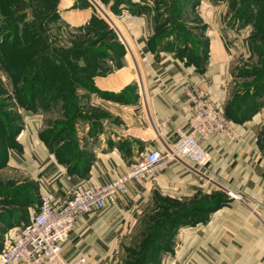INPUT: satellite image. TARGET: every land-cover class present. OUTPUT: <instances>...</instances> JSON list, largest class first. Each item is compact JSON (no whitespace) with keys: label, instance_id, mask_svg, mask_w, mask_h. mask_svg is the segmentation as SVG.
I'll return each mask as SVG.
<instances>
[{"label":"rangeland","instance_id":"obj_1","mask_svg":"<svg viewBox=\"0 0 264 264\" xmlns=\"http://www.w3.org/2000/svg\"><path fill=\"white\" fill-rule=\"evenodd\" d=\"M140 25L147 26L142 37ZM210 43L229 80L223 103L209 97L240 123L257 116L264 149V0H0V253L41 201L27 141L37 136L61 158L77 146L87 157L103 122L114 120L101 99L136 104L142 63L149 59L163 73L171 61L164 54L203 72ZM98 85L122 90L109 96ZM216 196L213 204L222 203ZM149 221L121 264H161L154 250L170 246V230L148 247L167 222L160 215Z\"/></svg>","mask_w":264,"mask_h":264},{"label":"crops","instance_id":"obj_2","mask_svg":"<svg viewBox=\"0 0 264 264\" xmlns=\"http://www.w3.org/2000/svg\"><path fill=\"white\" fill-rule=\"evenodd\" d=\"M141 26L147 27L140 25V37ZM144 32L148 34V28ZM213 35L222 45L217 30ZM212 47L210 43L203 72L166 54L171 61H161V65L168 62L163 73L149 59L143 62L137 103L101 99L114 120L103 122L99 139L90 140V153L77 155L78 163L59 160L57 151H49L37 136L29 139L24 149L32 159L36 157L30 172L40 196L50 195L58 202L72 188L105 186L125 175L138 157L172 147L179 132L189 128V87L203 86L218 104L223 103L228 67L223 58H215ZM98 87L109 96L122 90ZM257 118L243 123L230 120L235 142L225 134L202 142L211 156V173L205 175L188 161H179L146 180L131 182L127 195L107 199L104 210L77 222L64 245L65 256L85 258L86 264H121L141 225H150V218L160 215L177 219L165 240L170 239V246L162 244V251L154 250L161 264H264V149ZM218 190H226L229 198L217 197ZM213 196L223 202L213 204ZM204 198L203 209L197 210ZM175 202L178 205L172 206Z\"/></svg>","mask_w":264,"mask_h":264},{"label":"built area","instance_id":"obj_3","mask_svg":"<svg viewBox=\"0 0 264 264\" xmlns=\"http://www.w3.org/2000/svg\"><path fill=\"white\" fill-rule=\"evenodd\" d=\"M186 95L192 109L189 128L179 132L172 147L142 156L125 175L105 186L72 188L58 202L50 195L42 196L30 223L20 226L12 242L1 251L0 264H86L85 258L68 259L64 245L77 222L94 211L104 210L107 199L127 195L131 182L146 180L160 168L179 161H188L205 175L211 173V156L202 142L223 134L232 142L237 138L225 112L207 92L194 86L186 90ZM206 178L212 181L211 177Z\"/></svg>","mask_w":264,"mask_h":264},{"label":"trees","instance_id":"obj_4","mask_svg":"<svg viewBox=\"0 0 264 264\" xmlns=\"http://www.w3.org/2000/svg\"><path fill=\"white\" fill-rule=\"evenodd\" d=\"M74 27H77V26H75V25H73ZM185 44H188V42H187V40L184 42ZM182 51L184 52V50L182 49ZM197 67L199 66V65H196ZM201 69V68H200ZM232 115V114H231ZM227 116V115H226ZM228 118V117H227ZM229 120H231V121H233V122H236V123H240V122H238V120H236V119H234V117H230V118H228ZM245 119H247V118H245ZM243 122H245V121H243ZM243 122H241V123H243ZM54 142H55V140H53ZM56 143V142H55ZM76 147V149L75 150H73V151H69V155H66V157L65 158H61L60 157V154H59V151L57 152V154H58V157H59V160H61V161H65V160H68V159H73V161L72 162H75V163H78L76 160H77V155H79V157H81V154H80V152H77V146H75ZM202 210L203 209V207L202 206H199V207H197V210ZM163 218L168 222V221H171L170 222V224H165L166 225V227H165V225H163V227H165V228H163L162 229V233H161V230H159V228H158V230L157 231H155L152 235H151V238L149 239V241H148V247H152V248H154V246H155V244H156V242H157V240H158V238L160 237V236H162V237H164L166 234H167V231L168 230H172L176 225H174L175 223H177L176 222V220L177 219H174V218H172V219H170L169 218V216H163ZM168 225V226H167ZM166 231V232H165ZM139 262H142V261H139Z\"/></svg>","mask_w":264,"mask_h":264},{"label":"bare ground","instance_id":"obj_5","mask_svg":"<svg viewBox=\"0 0 264 264\" xmlns=\"http://www.w3.org/2000/svg\"><path fill=\"white\" fill-rule=\"evenodd\" d=\"M13 231H15V232H13V233H16V230H13Z\"/></svg>","mask_w":264,"mask_h":264}]
</instances>
